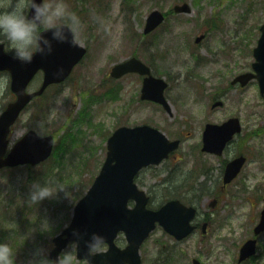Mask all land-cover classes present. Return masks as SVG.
Returning a JSON list of instances; mask_svg holds the SVG:
<instances>
[{"label": "rangeland", "instance_id": "rangeland-1", "mask_svg": "<svg viewBox=\"0 0 264 264\" xmlns=\"http://www.w3.org/2000/svg\"><path fill=\"white\" fill-rule=\"evenodd\" d=\"M66 3L81 17L77 38L88 53L67 82L51 87L44 99L22 113L10 136L13 145L31 129L50 134L56 145L66 148V153L31 169L19 166L0 171V243L7 244L0 248V260L5 264L9 252L14 257L13 264H38L41 257H49L52 239L71 223L77 203L106 158V140L119 126L148 124L171 140L179 136L183 140L175 153L177 163L173 156L170 162L141 174L144 185L139 187L150 191L156 203L165 194L182 195V189L174 187L185 185L188 179L177 174L168 180L167 171L175 163L183 171L193 167V160L200 157L197 146L206 123L220 124L238 117L243 132L264 128V97L256 81L228 91L220 109H211L210 96L217 86L227 85L234 76L252 70L253 49L264 24V0H66ZM182 3L191 5V14L171 13L155 32L143 34L150 12L158 9L170 13ZM209 20H217L219 26L210 30ZM201 34L208 36L196 45L195 38ZM133 55L169 83L166 94L173 107V118L157 105L137 99L142 86L139 76L130 75L114 84L108 82L111 67ZM3 73L7 74L8 84L0 88V112L14 98L10 75ZM41 79L38 75L30 89L38 87ZM110 89L114 97L107 99ZM58 97L63 98L60 105L55 103ZM237 144L238 141L233 149ZM253 168L251 165L240 179L251 176ZM30 174L33 181L26 185ZM165 179L173 192L164 191ZM37 180L53 181L52 190L57 186L63 188L31 203L32 183ZM260 182H264L261 176L251 179L247 199L236 200L243 204L245 225L251 223L262 206L257 198L264 195L254 193V186ZM220 214L226 217L229 212ZM69 247L73 264H87L78 261L74 243Z\"/></svg>", "mask_w": 264, "mask_h": 264}, {"label": "water", "instance_id": "water-1", "mask_svg": "<svg viewBox=\"0 0 264 264\" xmlns=\"http://www.w3.org/2000/svg\"><path fill=\"white\" fill-rule=\"evenodd\" d=\"M174 10L178 13L191 12L188 4L175 6ZM164 20L165 15L162 12L152 11L147 17L144 33H151ZM261 32L262 36L254 49L255 74H242L234 79L232 85L240 83L244 87L251 80L257 79L260 92L264 95V25ZM44 34L51 36L50 31ZM203 38L204 36L198 37L196 43H200ZM85 54L86 49L80 45L54 42L50 54L37 53L31 62L25 63L5 54L0 46V71H8L11 74V90L16 95V99L0 114V170L26 164L35 166L52 155L53 136H41L30 130L9 151L8 137L12 126L27 105L34 98L41 96L48 86L65 81ZM61 67L63 71L57 75ZM39 71L44 74L41 87L34 92H28V85ZM128 73L146 76L142 99L159 103L172 114V108L164 96L168 86L164 79L154 77L150 68L135 57L115 65L111 75L121 78ZM223 105L222 101H217L212 108ZM241 130L238 118H231L222 125L207 124L203 134V152L221 155L227 143ZM179 144V141L171 142L158 129L148 125L117 129L108 139L107 158L99 175L76 205L69 227L54 238L55 247L50 257L56 258L72 240H79L77 257L80 260L87 259L92 264H141L140 246L156 228L157 223L179 238L187 236L192 231L190 222L195 210L185 207L177 200L169 201L159 210L148 209V196L134 183L136 174L142 168L160 164L179 147ZM244 163L245 158L239 157L228 165L225 183L231 182L238 175ZM130 200L136 203L132 209L128 207ZM263 228L264 212L258 229ZM74 229H79L82 237L76 236ZM94 231L105 236L104 243H108L110 249L88 256L85 240L89 239ZM120 231L126 234L129 242V246L123 250L114 242Z\"/></svg>", "mask_w": 264, "mask_h": 264}, {"label": "flooded vegetation", "instance_id": "flooded-vegetation-1", "mask_svg": "<svg viewBox=\"0 0 264 264\" xmlns=\"http://www.w3.org/2000/svg\"><path fill=\"white\" fill-rule=\"evenodd\" d=\"M207 36L204 34V40ZM159 107L164 110L162 106ZM170 117L173 118V115ZM256 130L261 133L250 130L242 132L245 137L230 143L220 156L202 153L201 137L199 149L197 146L200 157L198 156V160H193V167L187 171H183L182 166L180 168L175 166L178 161L175 154L169 157L170 162L174 156L176 163L167 171L168 177L180 174L188 179L186 185L175 186L174 189H182L183 193L178 199L195 209V217L192 221L194 230L188 237L177 239L167 233L163 227L158 226L142 244L141 264H264V228L258 229L262 223L264 197L257 198L261 199L262 206L256 216L250 220L249 225H245L242 219L243 204L236 202L247 199V194H250L251 185L248 184H251V179H255L256 176L264 178V138H256L264 136V128ZM176 139L183 143L181 136ZM237 141V147L233 149ZM239 156L246 159L245 163L239 175L226 184L225 174L228 164ZM204 157H208L209 160H204ZM251 165H254L252 175L240 179ZM147 169L152 170L153 167ZM141 176L140 173L136 181L139 185H144ZM255 192L264 195V182L254 186ZM189 196L191 199L187 201L186 197ZM221 211H228L229 214L224 217L220 214ZM115 243L119 249L128 246L123 234L118 235ZM108 248L109 246L104 244L103 251Z\"/></svg>", "mask_w": 264, "mask_h": 264}, {"label": "clouds", "instance_id": "clouds-1", "mask_svg": "<svg viewBox=\"0 0 264 264\" xmlns=\"http://www.w3.org/2000/svg\"><path fill=\"white\" fill-rule=\"evenodd\" d=\"M82 27L80 15L69 7L66 0H0V46L5 54L14 59L29 63L37 53L48 55L53 51L54 42L79 45L77 38ZM51 32V36L45 32ZM63 71L58 69L57 75ZM8 77L0 72V88H6ZM57 105L63 103L58 97ZM40 126L37 122L36 127ZM53 181L39 180L32 183L30 202L36 203L51 196L57 189L52 190ZM76 236L82 237L79 229L73 230ZM105 236L100 232H92L90 238L85 240L88 256H94L104 249ZM71 243L79 245V240ZM7 247L0 243V248ZM87 256V257H88ZM90 260V259H89ZM0 264L5 261L0 260ZM7 264H13L12 253L9 252ZM38 264H73L72 249L66 246L56 258L43 256Z\"/></svg>", "mask_w": 264, "mask_h": 264}, {"label": "trees", "instance_id": "trees-1", "mask_svg": "<svg viewBox=\"0 0 264 264\" xmlns=\"http://www.w3.org/2000/svg\"><path fill=\"white\" fill-rule=\"evenodd\" d=\"M216 26H214V28H215ZM214 28H212V29H214ZM222 92L220 91V94H221ZM110 95H112V92H109L108 94H106V96L107 97H110ZM42 99H44V98H42ZM33 181V179H32V175L30 174V176H29V178L27 179V181H26V185H29V183L30 182H32Z\"/></svg>", "mask_w": 264, "mask_h": 264}]
</instances>
